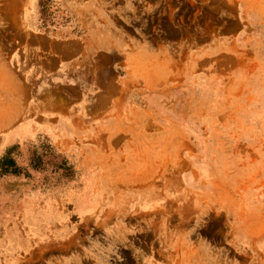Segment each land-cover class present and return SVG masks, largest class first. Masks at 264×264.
I'll use <instances>...</instances> for the list:
<instances>
[{
  "label": "rangeland",
  "instance_id": "1",
  "mask_svg": "<svg viewBox=\"0 0 264 264\" xmlns=\"http://www.w3.org/2000/svg\"><path fill=\"white\" fill-rule=\"evenodd\" d=\"M0 264H264V0H0Z\"/></svg>",
  "mask_w": 264,
  "mask_h": 264
},
{
  "label": "crops",
  "instance_id": "2",
  "mask_svg": "<svg viewBox=\"0 0 264 264\" xmlns=\"http://www.w3.org/2000/svg\"><path fill=\"white\" fill-rule=\"evenodd\" d=\"M25 92H27V90H24V85L17 86V91L15 92L16 99H20L22 96H24Z\"/></svg>",
  "mask_w": 264,
  "mask_h": 264
}]
</instances>
